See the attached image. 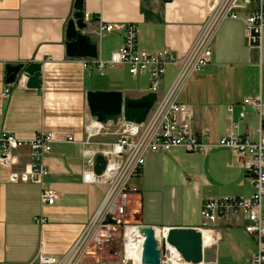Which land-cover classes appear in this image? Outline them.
I'll return each instance as SVG.
<instances>
[{
	"label": "crops",
	"instance_id": "crops-1",
	"mask_svg": "<svg viewBox=\"0 0 264 264\" xmlns=\"http://www.w3.org/2000/svg\"><path fill=\"white\" fill-rule=\"evenodd\" d=\"M75 1L0 0V136L7 133L32 141L42 132L53 133L52 151L44 159L49 171L44 186L57 192L55 204L43 206L40 184L10 181L12 171L24 172L33 163L30 147L16 151L17 163L12 168L0 166V264H32L40 250L64 256L103 203L107 187L86 184L83 175L90 167L87 162L92 164L108 147L104 145L117 137L88 138V127L96 121L88 106V92L122 91L133 99L149 93L147 75L137 77L147 80L145 86L127 85L120 82L126 67L107 66L105 70L111 73L108 81L96 82L101 73L95 66L85 67L89 58L67 56L66 33L76 12ZM218 1L84 0L88 24L84 34L98 43L99 58L105 63L120 49L123 36L101 31L102 23L136 25L140 50L152 54L169 50L182 57L199 38ZM257 8V3L249 7L240 4L236 8L240 19H227L219 25L212 40L210 65L178 93V103L189 109L193 131L207 133L209 145H217L230 131L253 142L260 139L258 111L246 107V117H240L247 97L260 96L264 102V33L261 47L250 46L245 33V19ZM31 63L43 65L39 89H28L25 75L12 85L6 83L8 65ZM177 74V67L167 68L162 92L170 89ZM6 86H11V93L4 96ZM69 137L74 141H68ZM132 185L140 189L132 197L140 224L160 230L200 231L206 224L202 217L205 200L249 198L255 191L238 157L222 147L207 154H191L183 148L149 152L141 176L133 179ZM41 218L46 219L45 224L39 223ZM215 228L222 239L214 247L205 245L201 264H250L256 241L250 236L253 246L243 252L237 237L229 234L231 229L244 231L242 227L221 223ZM225 248L231 255L220 260ZM106 258L100 255L97 264H123Z\"/></svg>",
	"mask_w": 264,
	"mask_h": 264
},
{
	"label": "built area",
	"instance_id": "built-area-1",
	"mask_svg": "<svg viewBox=\"0 0 264 264\" xmlns=\"http://www.w3.org/2000/svg\"><path fill=\"white\" fill-rule=\"evenodd\" d=\"M258 4L250 16L245 19V33L250 46L261 47L264 33V0H219L211 9L201 31V34L190 50L182 57L169 50L148 53L138 46V28L133 24H100L105 33L121 32L123 42L119 50L114 51L108 63L100 58L85 60V67L95 66L103 74L107 66L126 67L134 77L147 75L151 85L149 93L157 94V102L142 124L128 123L121 120L118 124L112 122L101 124L94 121L88 127V138L100 135H115L117 140L102 150L106 167L100 175L95 173L96 160L84 171V183L107 187L106 197L90 222L84 227L79 238L68 252L62 256H51L40 250L32 264H97L98 245L108 242L119 234L123 239V264H142L145 237L140 233L142 226L136 214L130 213L132 197L139 194L140 189L132 185V180L141 176L149 152H169L174 148H183L191 154H207L214 147H222L233 152L246 170V178L254 188L249 198L221 197L209 198L202 206V217L205 227L200 230L215 233L216 246L222 239L216 226H240L246 234L256 241V251L250 264H264V102L259 97H247L243 102L242 118L246 117V107H252L260 117V139L251 141L230 131L217 145L205 142L207 133L196 134L189 122V109L178 103L177 96L184 85L205 71L212 59V40L219 25L227 20H238L236 12L238 5L249 7ZM87 18V16H86ZM178 68L176 80L170 89L162 92V83L167 68ZM11 93V86H6L4 96ZM232 113L233 107L229 108ZM237 128L238 124H234ZM55 135L42 132L32 141H23L13 135L4 133L0 136V166L12 168L17 163L16 151L22 147H30L33 163L24 172L10 173L11 182H33L40 184L41 203L43 206L55 204L57 192L44 186V178L49 174L45 166V156L52 151ZM73 142L74 138L69 137ZM130 210V211H129ZM39 223L45 224L41 218ZM160 229H156V233ZM169 229L163 228V237H157L161 249L162 240L166 239ZM137 232L136 238L132 232ZM104 241V242H103ZM204 242V239H203ZM95 249V250H94ZM206 247L204 246V250ZM170 253V254H169ZM171 250L161 257L162 264H169ZM175 254L177 252L175 251ZM180 256V255H178ZM176 259V257H175ZM171 264H189L183 258Z\"/></svg>",
	"mask_w": 264,
	"mask_h": 264
},
{
	"label": "water",
	"instance_id": "water-1",
	"mask_svg": "<svg viewBox=\"0 0 264 264\" xmlns=\"http://www.w3.org/2000/svg\"><path fill=\"white\" fill-rule=\"evenodd\" d=\"M74 18L69 21L66 33L67 56L77 59H98V43L84 34L88 24L85 22L84 0L75 1ZM43 65H8L6 83L12 85L21 75L28 78V89H39L42 85ZM156 93H148L139 99L126 97L122 91H89L87 94L91 116L98 123L118 124L121 120L142 124L157 102ZM106 167L102 155L96 158L95 173L100 175ZM145 237L142 264H162V255L168 254L167 245L173 248L189 264L204 262V242L201 231L193 228H170L163 239L162 250L158 248L156 229L145 226L140 230Z\"/></svg>",
	"mask_w": 264,
	"mask_h": 264
},
{
	"label": "rangeland",
	"instance_id": "rangeland-1",
	"mask_svg": "<svg viewBox=\"0 0 264 264\" xmlns=\"http://www.w3.org/2000/svg\"><path fill=\"white\" fill-rule=\"evenodd\" d=\"M126 71L127 72H124L125 73L124 76L120 79V82L124 80V82H126L127 85H134L135 84V85H139V86H145L147 84L146 79L137 80V78L135 79L134 77H132V75L129 73L128 69H126ZM104 72H105L104 76H102L101 74L98 73L99 76L96 77V82L105 83L108 81L111 73L108 69H106ZM138 78H140V77H138ZM130 210H129L130 213L137 215V212L135 211V209L133 207V203H131V209ZM223 232L226 235L228 234V231L226 229ZM230 233H231V235H235L237 237V238H235V240L238 241L239 246H243V247H240V249L243 252H244L245 247L250 248V249L252 248V246H253L252 238L248 234H246L243 230L231 229L229 234ZM212 247H214V246H212ZM207 248H210V247H207ZM97 251L100 255L107 257L106 259H110L113 262H117V261H121V260L123 261V239H122V237H120L119 234H116L108 242H104V244L98 245ZM221 254L222 255H220V257H219L220 260L229 259L227 257H229L231 255L230 250L228 248L223 249ZM232 254H233L232 256H235L236 253L232 252Z\"/></svg>",
	"mask_w": 264,
	"mask_h": 264
},
{
	"label": "bare ground",
	"instance_id": "bare-ground-1",
	"mask_svg": "<svg viewBox=\"0 0 264 264\" xmlns=\"http://www.w3.org/2000/svg\"><path fill=\"white\" fill-rule=\"evenodd\" d=\"M136 234H137L136 231H135V232H132V235H133V237H135V238H136ZM202 234H203V239H204V246H205L207 243H211L209 246L215 244L214 242H215L216 239H215V233H214V232H212V231H204ZM163 235H164V233H163V231H161V230H158V232L156 233V236H158V237H163ZM162 245H163V240H162ZM205 247H206V246H205ZM158 248H159V247H158ZM159 249H160V248H159ZM160 250H162V247H161ZM169 250H171V251L173 252V254L170 256L171 258L168 260V261H169V264H171L172 262H175L176 260H179V259L182 258L181 256L176 255V254H175V250H174L173 248H171L170 246L167 245V252H168ZM169 254H170V253H169ZM175 257H176V259H175Z\"/></svg>",
	"mask_w": 264,
	"mask_h": 264
}]
</instances>
